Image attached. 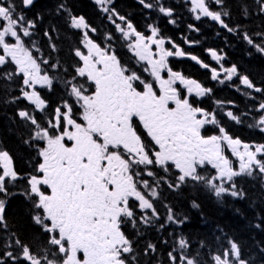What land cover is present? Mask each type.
<instances>
[{"label":"snow or ice","instance_id":"snow-or-ice-1","mask_svg":"<svg viewBox=\"0 0 264 264\" xmlns=\"http://www.w3.org/2000/svg\"><path fill=\"white\" fill-rule=\"evenodd\" d=\"M190 2L191 11L198 13L197 20L207 17L228 32L235 31L223 19L229 15L227 11L211 10L206 0ZM213 2L220 6L224 4V0ZM95 3L104 12L111 13L109 19L115 16L125 21V17L119 16L115 9L107 7L111 0H95ZM140 3L145 8L155 7L145 0H140ZM257 3L264 11V0H257ZM20 4L22 8L18 11L15 0H0V69H5L0 71V79H21V97L34 105V111H44L46 101L35 86L51 90L57 78L51 76L47 69H58L60 65L59 62L38 58L26 46L24 38L32 36L31 30L36 25L27 19L24 10L33 7L34 0H20ZM59 8L64 9L65 6L61 4ZM159 11L165 16L172 15V10L164 6H160ZM70 26L88 31L83 33L81 40L83 49L76 48L74 52L78 58L75 74L71 79L61 81L69 99L54 109L46 125L27 110L18 112L20 119L33 126V134L25 142L36 148L41 160L34 173L25 177L27 186L22 195L28 202L26 212L35 225L49 234L48 243L56 250L52 254L57 258L37 256L29 246L16 239L20 254L6 251L0 256V264H8L9 260L13 264H129L134 247L123 230L124 226L131 224L137 228L138 223L148 224L151 218H158L152 202L158 198V192L142 178L143 175L155 177L156 168L169 172L174 165L178 170L177 183H168L169 188H179L189 180L203 182L218 198L223 195L243 197L244 193L234 182L235 177L253 176L254 170L264 175V144L250 146L242 143L239 138L228 135L223 127L219 128V135H202L205 125L216 124L215 116L209 119L210 113L195 107L188 96L182 97L175 85L178 82L186 87L189 96L195 92L196 96L202 97L211 89L169 67L168 57L186 54L174 44V51L165 48V40L157 38L156 27L149 25L151 35L146 37L131 23L126 25L128 30L116 24L126 40L135 36L128 47L138 61L145 63L144 72L151 76L150 82L123 65L115 52L94 42L89 31L96 30L90 29L83 16L70 15ZM48 35L45 32V36ZM243 39L253 45L247 34ZM254 46L264 54V46ZM33 48L40 52L34 41ZM52 48L57 50L55 45ZM210 54L217 62L221 61L222 57L216 51L210 50ZM191 59L201 67L209 68L195 55ZM10 65H14V70L7 71ZM222 71L226 73V80L237 75L235 66L222 67ZM162 73H166L167 78ZM219 75L215 68L211 69L213 80H217ZM238 78L248 89L264 92V89L255 87L247 76ZM76 105L80 109L79 121L75 118ZM259 111L264 112V103L259 105ZM227 115L237 120L232 112ZM257 124L264 131V116ZM139 126L150 142H146L139 133ZM225 144L238 159V169L225 155ZM207 165L216 171L210 179L198 172ZM19 179L9 152L0 150V228H7L6 204L16 195L11 189ZM217 180L222 183H214ZM227 182L232 183L226 187ZM141 188L149 189L147 195L151 200ZM133 201L138 202L141 213L151 210V217L141 215L138 222ZM193 207L198 208L199 205L193 202ZM167 220L183 223L175 220L171 208L168 209ZM229 243L228 250L213 257L214 264H248L241 257L238 244ZM178 245L181 250L188 249V242L183 238ZM155 250V245L149 243L145 252ZM175 251L168 253L171 264H198L196 258L183 251L177 256ZM4 256L8 259L5 260ZM132 258L135 259L134 256Z\"/></svg>","mask_w":264,"mask_h":264},{"label":"trees","instance_id":"trees-1","mask_svg":"<svg viewBox=\"0 0 264 264\" xmlns=\"http://www.w3.org/2000/svg\"><path fill=\"white\" fill-rule=\"evenodd\" d=\"M19 1L15 0L18 11L21 9ZM206 2L210 3L211 0ZM151 3L155 5L154 10L158 11L157 0H151ZM61 4L65 6L64 9L59 8ZM107 7L115 9L119 16L125 17V21L115 16L109 19L111 13L104 12L95 0H36L33 7L24 10L27 19L36 25L31 30L32 36L24 38L26 46L32 49L38 58L49 59L51 63L59 62L60 67L47 69L51 76L57 78L53 81L51 89L56 95L44 93L49 101L44 111H34V105L21 97L20 79L13 81L0 79V150L9 152L13 159V167L20 176L16 186L11 189L16 195L6 204L7 228L0 230V245L7 238L12 243L9 248L12 252L15 240L19 239L30 247L33 254L47 255L50 259L57 258L52 254L56 250L48 243L49 234L35 225L26 212L28 202L22 195L27 186L25 177L34 173L40 158L36 148L25 142L29 141L33 134V126L28 121L20 119L18 112L27 110L37 117L41 124L46 125L45 118L53 114L54 109L62 104L64 98L69 99L61 81L69 80L75 74L74 66L78 58L74 52L76 48H83L81 40L85 32L70 26V15L83 16L90 29L96 30L89 31L90 38L97 44L108 45L111 51L117 54L121 63L133 71L138 70L135 58L127 53L122 40L124 36L122 32L115 31L114 23L120 24L123 29L127 28V23H131L140 33H144L151 25L158 29V38L170 40L180 46L182 34L174 29L176 26L174 16L170 18L173 21L171 23L165 16L150 11L151 8H145L137 0H111ZM219 10L229 13L223 19L229 27L235 29L233 35H228L206 17L198 22L193 21L190 19L188 8H185V16L179 17L177 24L184 28L183 36L186 42H198L201 48L221 51L224 56L223 66H235L237 75H234L232 80L216 84L209 83L206 73L198 70V67L188 60H171L172 68L177 69L178 64L183 63L186 72L198 74L201 81L207 85V89H211L209 96L198 104L215 116L216 124L213 130L205 128L202 131L203 135L206 137L210 133L219 135V128L223 127L233 138L261 145L264 144V134L257 131L255 121L262 112L259 111V105L264 103V92L248 89L241 84L238 77L247 76L255 87L264 89V55L254 46H264V15L258 14L261 10L257 0H224ZM45 32L49 35L45 36ZM245 34L253 40V45H249L243 39ZM33 41L40 49L39 53L35 52ZM52 45H55L56 51H53ZM198 49L199 47L196 50ZM185 52L196 55L195 49L187 48ZM6 70H14L13 65ZM16 97L21 98L15 99ZM74 111L75 118L79 121V106L76 105ZM228 112H232L239 122L231 119L227 115ZM145 140L149 142L148 139ZM155 171L157 175L153 177L151 187L156 188L158 192V198L152 201L158 218H151V223L148 224L138 223L137 228H133L131 224L124 226L123 230L133 241L134 247V252L129 256V264H171L168 253L173 249H176L175 255L179 256L183 251L189 257L196 258L198 264H214L213 257L228 250L230 241L238 244L241 257L248 264H264V175L254 170L253 176L235 177L234 182L244 193L243 197L223 195L218 198L203 182L189 180L179 188H169L168 183L173 185L177 183L178 170L174 167H171L169 172L159 168ZM198 172L208 177L202 169H198ZM142 192L147 198L152 199L147 195L149 190L142 189ZM193 202L199 207L194 208ZM133 203L136 206L138 222L141 215L151 217V210L141 213L138 202ZM169 208L172 209L175 220L183 223L167 220ZM181 238L188 242V249H179L178 241ZM149 243L155 245L156 250L146 253L145 249ZM14 254L19 255L20 252ZM0 256H3L1 252ZM3 258L8 259L5 256ZM8 264L13 262L9 260Z\"/></svg>","mask_w":264,"mask_h":264},{"label":"rangeland","instance_id":"rangeland-1","mask_svg":"<svg viewBox=\"0 0 264 264\" xmlns=\"http://www.w3.org/2000/svg\"><path fill=\"white\" fill-rule=\"evenodd\" d=\"M145 2L146 3H149L150 2V0H145ZM99 6V5H98ZM100 7V6H99ZM101 8V7H100ZM211 10H213V9H211ZM116 24L117 23H114L113 24V27L115 28V31L117 32V33H120L121 31H119V30H116L117 28H116ZM83 31H88V30H86V29H82ZM124 30H128L127 28H124ZM123 41H124V47H125V49L127 50V53H130V54H132L133 52L132 51H130L129 50V47H128V45H129V43H131V42H133L134 40H135V36H130L127 40L123 37V39H122ZM83 49V48H82ZM85 52H86V50H84ZM213 61H215V62H217L216 60H213ZM142 62V61H141ZM14 66V65H13ZM219 73H220V75H219V77H218V79H222V78H225V75H224V72L222 71V70H220V69H216ZM224 75V76H223ZM223 76V77H222ZM36 88H39L40 86L39 85H37V86H35ZM189 99H190V101L191 100H193V99H199V98H196V97H194V96H190L189 97ZM262 114V116H264V112L263 113H261ZM260 116V115H259ZM209 119H211V117L209 116ZM259 117H258V119H256V121L258 122L259 121ZM207 125H209V124H207ZM207 125H205V126H207ZM204 126V127H205ZM260 128H261V126H260ZM203 135V134H202ZM223 147H224V151H225V155L233 162V165H234V167L236 168V169H238V165H239V161H238V159L235 157V156H233L232 155V153H231V151H230V149H228L227 148V145L225 144V145H223ZM241 150H242V148H241ZM227 151H230V155L229 154H227ZM172 167H174V165L172 166ZM175 168V167H174ZM200 169H202L203 170V172L204 173H207L208 174V177L207 178H212V177H214L215 175H216V171H215V169H213L212 167H211V165H207L206 167H204V168H200ZM143 179H145V180H148L149 181V184L151 185V181H153L154 179L152 178V177H148L147 175H145V176H143L142 177ZM214 183H217V184H220V183H222V181H214ZM230 184H231V182H227V183H225V186L226 187H228V186H230ZM143 188H141V190H142ZM147 190H149V189H147ZM230 259H231V257H230Z\"/></svg>","mask_w":264,"mask_h":264},{"label":"flooded vegetation","instance_id":"flooded-vegetation-1","mask_svg":"<svg viewBox=\"0 0 264 264\" xmlns=\"http://www.w3.org/2000/svg\"><path fill=\"white\" fill-rule=\"evenodd\" d=\"M102 48H105L104 47V45L103 44H99ZM154 52V51H153ZM199 54V56H200V61H202V63H208L209 62V59H206L205 58V55H206V50H204V52H201V53H198ZM215 65V64H214ZM216 66V65H215ZM177 69L178 70H180L182 73H184V74H187V75H189L190 77H193V78H195L197 81H199V83H201V84H205V82H202L201 81V79H200V77L198 76V74H195V73H191V72H186L185 71V69H184V66H183V63H179L178 64V67H177ZM198 70H200V71H203V72H205L206 73V69L205 68H203V69H201V68H199L198 67ZM138 74H141L142 75V78H146L147 80H149L150 82H151V80H150V78H151V76H149L148 75V73L147 72H144V68L142 69V70H140L139 72H137ZM166 75V73H162V75ZM186 88V87H185ZM138 131H139V133L145 138V139H148V141L150 142V138H147V136H146V133L144 132V130H143V128H142V126H139L138 127ZM229 135V134H228ZM250 146H253L254 144H249ZM227 154H229L230 155V151H227ZM3 228H0V230H2ZM9 245H10V247L12 246V243L7 239V238H5L4 240H3V243L0 245V252L2 253V254H4L6 251H10L9 250ZM16 252H20V249H18L17 248V246L16 245H14V252L13 253H16ZM6 257V256H5Z\"/></svg>","mask_w":264,"mask_h":264},{"label":"bare ground","instance_id":"bare-ground-1","mask_svg":"<svg viewBox=\"0 0 264 264\" xmlns=\"http://www.w3.org/2000/svg\"><path fill=\"white\" fill-rule=\"evenodd\" d=\"M80 117V114H79V116H78V118ZM153 178V177H152Z\"/></svg>","mask_w":264,"mask_h":264},{"label":"water","instance_id":"water-1","mask_svg":"<svg viewBox=\"0 0 264 264\" xmlns=\"http://www.w3.org/2000/svg\"><path fill=\"white\" fill-rule=\"evenodd\" d=\"M35 1V0H34Z\"/></svg>","mask_w":264,"mask_h":264}]
</instances>
